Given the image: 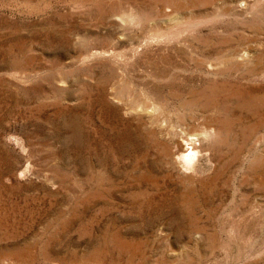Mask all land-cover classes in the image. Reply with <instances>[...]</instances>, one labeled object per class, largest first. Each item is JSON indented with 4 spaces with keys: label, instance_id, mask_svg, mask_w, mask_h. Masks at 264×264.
Returning a JSON list of instances; mask_svg holds the SVG:
<instances>
[{
    "label": "rangeland",
    "instance_id": "374dc122",
    "mask_svg": "<svg viewBox=\"0 0 264 264\" xmlns=\"http://www.w3.org/2000/svg\"><path fill=\"white\" fill-rule=\"evenodd\" d=\"M0 264H264V0H0Z\"/></svg>",
    "mask_w": 264,
    "mask_h": 264
},
{
    "label": "bare ground",
    "instance_id": "6f19581e",
    "mask_svg": "<svg viewBox=\"0 0 264 264\" xmlns=\"http://www.w3.org/2000/svg\"><path fill=\"white\" fill-rule=\"evenodd\" d=\"M144 104V103H143ZM158 114V113H157ZM173 124V123H172ZM207 134V133H206ZM204 135V134H203ZM180 136H182V135H180ZM205 136V135H204ZM206 137V136H205ZM208 137V136H207ZM180 139V138H179ZM183 138L181 137V140H182ZM178 141V151H179V156H177L178 157V159H180L181 160V163L180 164H182V162L183 163H185V164H187V163H189V162H192L191 161V159L193 158L192 156L194 155V154H192V152H193V145H192V147H190V146H187V144L186 143H188V142H183V141ZM183 140H185V138L183 139ZM186 141V140H185ZM189 145V144H188ZM177 147V146H176ZM177 149V148H176ZM194 149H196V148H194ZM197 150V149H196ZM198 152V151H197ZM180 160H177V161H180ZM194 161V160H193ZM183 165L184 164H182L181 166L183 167ZM188 165V164H187ZM191 165V164H190ZM189 165V166H190ZM186 166V165H185ZM189 168V167H188ZM184 170H185V168H184ZM187 170V169H186ZM201 191V190H200Z\"/></svg>",
    "mask_w": 264,
    "mask_h": 264
}]
</instances>
